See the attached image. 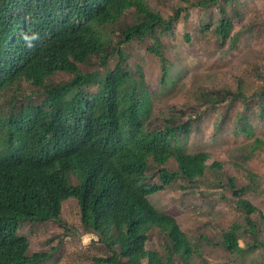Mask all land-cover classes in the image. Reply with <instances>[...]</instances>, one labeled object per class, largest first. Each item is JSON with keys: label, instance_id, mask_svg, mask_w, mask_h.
I'll use <instances>...</instances> for the list:
<instances>
[{"label": "trees", "instance_id": "1", "mask_svg": "<svg viewBox=\"0 0 264 264\" xmlns=\"http://www.w3.org/2000/svg\"><path fill=\"white\" fill-rule=\"evenodd\" d=\"M151 1L0 0V264H49L51 253L29 255V240L19 230L24 224L53 221L69 232L63 205L70 201H76L82 231L98 236L95 244L103 255H86L90 264H195L196 256L209 264L177 220L149 200L179 178L194 185L209 170L222 168L208 164L209 153H188L180 145L189 125L152 124L151 94L143 79L133 77L121 46L151 37L155 45L149 51L164 62L157 30L165 26L170 31L183 10L165 20L151 9ZM181 1L190 8L221 2L213 32L223 41L229 38L234 23L228 8L235 0ZM131 11L133 20L125 24ZM118 27L121 36L111 46V30ZM212 29L213 19L203 23V33ZM114 56L118 64L105 76L80 68L94 57L107 66ZM58 72L70 80L49 83ZM167 79L166 69L162 83ZM23 83L43 90L39 104L27 103L29 95L18 102L26 90ZM92 86H97L95 93L89 92ZM243 97L241 91L233 95L234 100ZM4 98L11 103L3 104ZM200 98L213 106L224 101L213 93ZM237 131L253 135L248 125ZM262 148L264 142L256 139L243 155L249 160ZM171 159L176 171L165 167ZM154 170L161 184L152 183ZM249 174L252 180L258 177ZM229 187L245 223H233L217 243L201 238L245 258L264 248V215L244 198L247 187L238 188L234 178ZM156 229L164 237L161 251L147 248ZM247 234L254 242L243 248L240 241Z\"/></svg>", "mask_w": 264, "mask_h": 264}, {"label": "rangeland", "instance_id": "2", "mask_svg": "<svg viewBox=\"0 0 264 264\" xmlns=\"http://www.w3.org/2000/svg\"><path fill=\"white\" fill-rule=\"evenodd\" d=\"M220 4L190 8L181 0H152L151 9L165 20L175 17L177 9L183 10L181 18L174 19L170 31L165 26L157 30L164 62L149 51L155 45L151 37L124 43L121 48L133 77L138 81L143 79L151 94L152 124L189 125L188 134L179 137L180 145H184L188 153L207 152L210 154L209 165L217 162L222 166L221 169L209 170L206 179L194 185L179 178L165 190L150 196V202L177 220L183 232L200 245L202 256L209 264H264L263 247L245 258L233 257L223 248L207 245L201 238L204 235L212 243H217L222 231L233 223H245L243 214L235 207V198L229 187L230 178L235 179L238 188H248L244 198L264 215V148L249 160L246 154L243 155L256 139L264 142V0H235L230 5L228 14L233 17L234 28L226 41L213 32L220 20ZM211 19L212 31L203 33V23ZM132 20L131 11L123 21L129 24ZM111 31L110 45L115 46L121 32L119 27ZM237 33L240 37L233 45L231 40ZM118 60L114 56L107 66H102L99 58L94 57L89 65H81L80 68L105 76L108 70L117 66ZM166 69L169 79L163 84ZM70 78L69 74L58 72L49 83L68 82ZM22 86L26 90L18 97V102L21 103L22 97L28 95L32 99L27 103L38 104L44 98L42 89L24 83ZM17 89L14 87L13 91ZM96 90L97 86L89 88L91 93ZM240 91L244 94L243 100H234L233 95ZM208 93L224 98V101L215 106L213 102L204 104L200 97ZM5 100L3 104L11 103ZM242 117L245 118L243 121ZM247 125L253 132L250 137L237 131L238 127ZM165 167L176 171V160L171 159ZM249 173L258 177L252 180ZM150 176L152 183L161 184L157 171L154 170ZM78 210L76 201L63 205L69 232L53 221L24 224L19 233H26L29 255L40 251L51 253L53 257L49 264H90L86 255L102 256L95 244L98 236L82 231ZM254 219L258 221L259 218L254 216ZM162 237L158 229L150 232L147 248L161 251ZM260 240L264 241V237ZM253 242V235L247 234L240 245L246 248L247 243ZM53 247L55 251H52ZM194 262L202 264L198 256Z\"/></svg>", "mask_w": 264, "mask_h": 264}, {"label": "clouds", "instance_id": "3", "mask_svg": "<svg viewBox=\"0 0 264 264\" xmlns=\"http://www.w3.org/2000/svg\"><path fill=\"white\" fill-rule=\"evenodd\" d=\"M113 70V69H112ZM39 104V103H38Z\"/></svg>", "mask_w": 264, "mask_h": 264}]
</instances>
